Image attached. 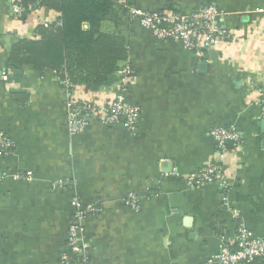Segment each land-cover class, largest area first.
<instances>
[{
    "label": "crops",
    "instance_id": "crops-1",
    "mask_svg": "<svg viewBox=\"0 0 264 264\" xmlns=\"http://www.w3.org/2000/svg\"><path fill=\"white\" fill-rule=\"evenodd\" d=\"M122 1L184 14L215 5L234 36L198 55L136 21L104 22L101 32L120 30L128 41L135 76L124 97L141 110L138 132L93 121L72 137L58 75L30 65L12 69L10 60L15 43L37 39V28L61 22L60 14L39 7L21 20L0 0V132L13 144L0 157L7 174L0 183V264H62L74 209L69 191L52 189L60 179L75 183L85 206L100 209L84 221L91 264H212L220 236H233V222L217 183L192 188L186 177L218 160L217 127L241 135V145L223 160L230 197L253 235L264 236V106L257 102L264 84V0ZM117 93V82L76 90L97 102ZM132 195L138 211L126 204Z\"/></svg>",
    "mask_w": 264,
    "mask_h": 264
},
{
    "label": "built area",
    "instance_id": "built-area-1",
    "mask_svg": "<svg viewBox=\"0 0 264 264\" xmlns=\"http://www.w3.org/2000/svg\"><path fill=\"white\" fill-rule=\"evenodd\" d=\"M8 3L15 18L20 19L24 16L25 0H8ZM34 7L39 8V2ZM259 12L264 13V9ZM126 17L131 22H138L157 39L178 41L187 51L198 55L220 47L234 36L233 32L222 23L225 13L215 5L201 6L189 14L172 11L149 12L132 6L128 8ZM48 25L50 24L45 23V26ZM56 25H61V22ZM117 75L120 93L100 102L79 98L76 95V86L69 78H59L66 93L68 129L72 137L85 133L93 121L106 126L122 123L131 133L138 132L141 110L139 106L128 102L124 97V91L134 80V69L127 61L118 70ZM3 78L7 80V75L4 74ZM257 102L264 106V84L260 88ZM212 137L217 146L218 160L186 177L187 184L192 188L217 183L222 192V210L233 222L234 234L231 237L227 234L220 236L222 246L212 260V264H264V236L255 237L243 221L240 209L230 197L233 188L225 174L223 161L225 154L241 145V135L234 127H217L212 131ZM12 147V142L3 132H0V157ZM6 175L0 170V183ZM14 178L27 181L33 179L31 175H17ZM75 186L73 181L66 179L57 180L52 184L54 191L62 190L71 193V205L74 209L66 251L61 256V263L91 264L89 246L84 237V221L89 215L98 213L100 209L96 206H85L76 193ZM126 204L134 210L140 209L139 198L136 195L129 197Z\"/></svg>",
    "mask_w": 264,
    "mask_h": 264
},
{
    "label": "trees",
    "instance_id": "trees-1",
    "mask_svg": "<svg viewBox=\"0 0 264 264\" xmlns=\"http://www.w3.org/2000/svg\"><path fill=\"white\" fill-rule=\"evenodd\" d=\"M39 2L40 7L60 14L61 25H41L37 39H21L12 46V69L30 65L40 72L66 77L87 91L110 87L128 61V41L120 30L101 32L102 24L120 25L131 3L122 0H25L26 18ZM34 7V8H33Z\"/></svg>",
    "mask_w": 264,
    "mask_h": 264
}]
</instances>
